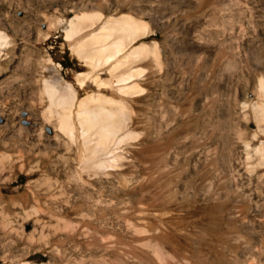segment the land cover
Instances as JSON below:
<instances>
[{
	"label": "rangeland",
	"instance_id": "obj_1",
	"mask_svg": "<svg viewBox=\"0 0 264 264\" xmlns=\"http://www.w3.org/2000/svg\"><path fill=\"white\" fill-rule=\"evenodd\" d=\"M47 1L0 0L7 35L0 87L18 66L39 109L36 135L25 137L22 152L10 141V161L0 169L3 202L15 200L9 232L0 221V264H66L91 252L106 253L107 264L127 253L131 264H240L236 236L264 234V96L255 73L264 62V0H106L101 13L61 6L77 0ZM53 13L64 22L36 38ZM83 13L98 15L96 29L129 15L146 23L129 42L156 53L128 68L138 88L115 96L110 83L126 69L109 71L110 61L98 80L85 78L91 66L65 34L66 21ZM54 72L75 90L58 97L59 107L42 81L28 82ZM98 104L116 106L109 150L88 137L79 117ZM34 206L49 214L45 223L25 218Z\"/></svg>",
	"mask_w": 264,
	"mask_h": 264
},
{
	"label": "bare ground",
	"instance_id": "obj_2",
	"mask_svg": "<svg viewBox=\"0 0 264 264\" xmlns=\"http://www.w3.org/2000/svg\"><path fill=\"white\" fill-rule=\"evenodd\" d=\"M105 1L106 0H77L76 4L75 2L68 3V1H63L61 6L64 9L70 6L73 9H77L79 7L90 12L95 11L96 13H101L104 8ZM53 2V0L47 1L48 5H52ZM180 6V4H174L172 8L177 9ZM97 17L98 15L95 13H83L79 16L70 17L66 21L65 25V34L70 47L74 52H76V54H78L79 57L84 59L86 63L91 66V70L85 74V78L91 77L94 80H98V72L102 69V65L108 61L112 63V65L108 67L109 71L120 69H126L124 71H127L129 70L128 68H131L133 63L140 58L147 57L148 55H151L154 59L156 58L155 51L151 49V46L144 42L133 47L129 46V42L133 40L137 34L145 32L146 23L144 21L129 15L120 19L118 18L112 20L108 24H104L106 25L104 28L103 26L99 27L98 29L91 28ZM42 19L43 18L40 16L37 18V21H34V23L36 24L39 21H42ZM107 20L111 19L109 18ZM63 22L64 19L62 16L55 13L49 15L47 29L43 32L39 30L36 34V38H46L50 35L53 29H56L57 26ZM4 23V16L0 13V25H3ZM79 29L81 30V34L77 36L76 33ZM5 37H7L5 31L0 28V46L5 43ZM121 53L122 56H120ZM256 65L257 67L255 68H258L255 72L257 73L256 75H258L256 86L258 88V92L264 96V62H262V64L256 63ZM18 70V66L15 69H10V71H8L6 74V77L8 78L6 85L0 87V119L2 118V121L0 120V169H4L6 164L10 161L11 154L8 153V150L10 149L8 145L10 144V141L20 145V148L18 149L22 152L23 149L21 146H24L25 144V137H33L37 132L35 123L37 122L39 116V109L35 106V103L28 101L27 95H25L23 90L24 82H20ZM124 71L119 73V77L115 82L110 83L112 92L115 96L118 95L117 91L138 88V80L131 77L133 73L127 71L123 75ZM41 78L42 76L38 78L35 77V74H32L28 82L36 88L37 84L42 81L45 85L44 88H49L52 90V93L49 95V102L51 105H53L52 107H59L60 102L58 97L63 98L67 93H71L72 96H75V90H71V83H64L63 78L59 74L54 72L44 79ZM15 80L16 82L14 83ZM84 82L85 79L80 78L81 85ZM40 94L41 93L36 96L35 93V98L37 99ZM92 96L93 95L88 94L85 97L80 98L78 105L80 106ZM109 99L116 100V97L112 96L109 97ZM259 106L260 110L263 112L264 103H259ZM115 108L116 106L110 107L109 105L98 104L97 110H93L90 114L84 115L79 113L82 128L87 130L88 137L96 144L103 146L106 150L110 149L111 144L115 139L112 136L115 135V129L112 124H114V121L117 117ZM20 110L26 111V117L31 119V123H25L21 121V118L25 117L20 115ZM63 123L65 127L72 128L71 122L64 121ZM122 128L126 130L125 126H122ZM5 135L7 137H5ZM262 153L264 155V149L262 150ZM89 165L90 161L86 159V166L88 167ZM210 187L211 185L209 188ZM14 203L15 200L13 198L10 199L9 202L4 203L3 196L0 193V221L3 223L2 227H4L7 232H9L8 228L11 222V214L8 205H14ZM53 208L49 206L47 211L51 214H55L56 211H54ZM24 212L26 214L25 218L29 217L31 214H36L37 219H40V221H43V223L46 222L45 216L49 217V214L45 215V213L36 206L29 210L27 209ZM41 226L43 227L44 224ZM41 232L42 230H40L39 233ZM32 235L33 233H31L29 236ZM242 237L243 236L239 235L236 236V238L234 237L235 241L240 246L241 255L238 257L239 263L264 264V234L256 235L248 240ZM160 240L157 239L155 241V247H157V249L166 251L162 241ZM133 259L134 256L130 255L129 253L120 254L117 257V260L120 264H131L129 261H132ZM106 260V253L101 252L96 254L91 252L88 253L87 257L79 256L78 258H75L73 255H71V257L68 256L66 258V264H107L108 261ZM21 264L32 263L26 261L22 262ZM184 264L190 263L187 261Z\"/></svg>",
	"mask_w": 264,
	"mask_h": 264
}]
</instances>
